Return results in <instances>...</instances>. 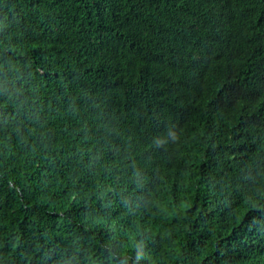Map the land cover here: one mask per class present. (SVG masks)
Wrapping results in <instances>:
<instances>
[{"label": "trees", "instance_id": "obj_1", "mask_svg": "<svg viewBox=\"0 0 264 264\" xmlns=\"http://www.w3.org/2000/svg\"><path fill=\"white\" fill-rule=\"evenodd\" d=\"M0 264H264V0H0Z\"/></svg>", "mask_w": 264, "mask_h": 264}, {"label": "clouds", "instance_id": "obj_2", "mask_svg": "<svg viewBox=\"0 0 264 264\" xmlns=\"http://www.w3.org/2000/svg\"><path fill=\"white\" fill-rule=\"evenodd\" d=\"M189 132V130L187 131V133Z\"/></svg>", "mask_w": 264, "mask_h": 264}]
</instances>
